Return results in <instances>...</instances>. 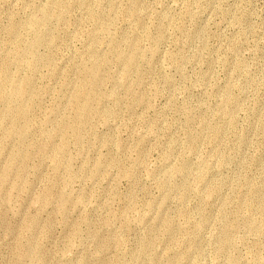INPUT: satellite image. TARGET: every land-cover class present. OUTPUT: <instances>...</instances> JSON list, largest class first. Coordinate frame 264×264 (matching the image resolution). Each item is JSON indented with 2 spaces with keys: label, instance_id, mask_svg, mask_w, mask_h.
Masks as SVG:
<instances>
[{
  "label": "rangeland",
  "instance_id": "1",
  "mask_svg": "<svg viewBox=\"0 0 264 264\" xmlns=\"http://www.w3.org/2000/svg\"><path fill=\"white\" fill-rule=\"evenodd\" d=\"M0 264H264V0H0Z\"/></svg>",
  "mask_w": 264,
  "mask_h": 264
}]
</instances>
